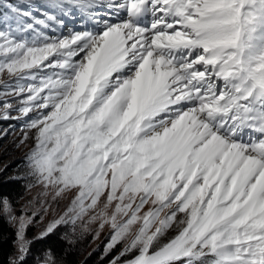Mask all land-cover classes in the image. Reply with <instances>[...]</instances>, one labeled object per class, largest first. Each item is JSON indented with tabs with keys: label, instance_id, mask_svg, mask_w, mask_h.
<instances>
[{
	"label": "snow or ice",
	"instance_id": "snow-or-ice-1",
	"mask_svg": "<svg viewBox=\"0 0 264 264\" xmlns=\"http://www.w3.org/2000/svg\"><path fill=\"white\" fill-rule=\"evenodd\" d=\"M0 76L33 142L13 178L41 189L18 217L0 196L8 264L66 198L37 239L96 223L108 264H264V0H0Z\"/></svg>",
	"mask_w": 264,
	"mask_h": 264
},
{
	"label": "rangeland",
	"instance_id": "rangeland-1",
	"mask_svg": "<svg viewBox=\"0 0 264 264\" xmlns=\"http://www.w3.org/2000/svg\"><path fill=\"white\" fill-rule=\"evenodd\" d=\"M6 79V77L0 76V80ZM15 115V113H13ZM22 121H5L0 122V128H7L9 124H13L15 126V131L11 132L6 138L0 140V177H14L20 176L23 174L24 169L22 166V160L24 158L25 153H27L32 147V140L27 141L24 144H20V140L22 138V130H21ZM19 145V146H17ZM24 182V193L17 201V204L13 207L12 215L18 217L21 214V210L25 209L28 205L29 201H32L34 197L38 195L41 189L37 187H33L28 189L26 187V182ZM49 201L51 198H48ZM70 203V198L62 199L58 203H53L51 207H49L48 211L45 213L41 210L40 215L35 218V222L30 224L26 231V238L32 243L37 241V237L40 236V233L47 227L48 223L52 220L61 216L65 210L67 209ZM35 207L39 208L40 205L37 203ZM34 209L32 207L27 208V214L31 215ZM147 210V206L145 208ZM0 214L4 216L8 224L13 228L15 232V240H16V221H10L8 215L3 212L2 208H0ZM88 217L84 218L86 222ZM83 223L81 222L80 227L77 229V234L73 236L74 243L71 245L68 243L64 236L66 233L70 232V229L66 226L61 225L58 227V231L61 238L71 246L72 248L77 249L79 259L76 264H81L88 257L96 258L98 262L101 261V256L104 253V248L110 239L111 229L108 226L100 231L99 236L96 235L98 225L96 223L87 224V231H82ZM124 244L121 243L118 245L110 254V259L112 256H115L119 253V251L123 248ZM32 253V252H31ZM44 252L37 253L33 257L41 256ZM15 254V243H14V252ZM12 255V256H13ZM32 256V255H31ZM30 256V257H31ZM57 264H66L62 259L57 258ZM108 264V261L105 263Z\"/></svg>",
	"mask_w": 264,
	"mask_h": 264
},
{
	"label": "trees",
	"instance_id": "trees-1",
	"mask_svg": "<svg viewBox=\"0 0 264 264\" xmlns=\"http://www.w3.org/2000/svg\"><path fill=\"white\" fill-rule=\"evenodd\" d=\"M23 193V180L14 179L13 177H0V196L8 197L12 206L17 204ZM14 242L15 232L4 216L0 214V264H8L9 258L14 252ZM48 249H51L56 258L62 259L66 264H76L79 259L77 249L66 244L59 232L56 231L44 239H39L32 243V256L29 257L28 264H33V257L37 253L45 252ZM110 256L99 262L97 257H88L81 264H105L110 259Z\"/></svg>",
	"mask_w": 264,
	"mask_h": 264
}]
</instances>
